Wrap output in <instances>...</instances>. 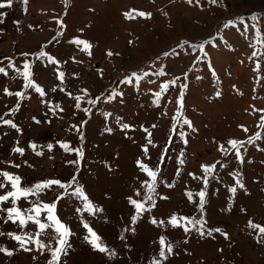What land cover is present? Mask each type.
Here are the masks:
<instances>
[{
  "label": "rangeland",
  "instance_id": "374dc122",
  "mask_svg": "<svg viewBox=\"0 0 264 264\" xmlns=\"http://www.w3.org/2000/svg\"><path fill=\"white\" fill-rule=\"evenodd\" d=\"M257 28L264 36V0H12L11 8L0 9V68L8 73L0 74V117L19 129L0 126V171L20 176L23 186L53 179L70 183L75 177L103 210L94 216L77 212L81 202L55 185L29 197L51 204L63 194L56 215L72 235L60 264H152L159 258L161 236L173 246L162 264H264V242H257L247 226L249 220L264 226V42L257 41ZM77 38L92 45L91 55L71 43ZM198 45L203 52L193 47ZM41 51L59 64L37 60ZM10 63L20 71L30 63L32 79L45 95L25 91ZM57 69L65 74L63 83ZM133 74L143 78L137 82ZM129 79L132 83H125ZM165 83L168 89L157 101L155 93ZM5 89L24 92L25 98L6 95ZM113 89L122 95L105 102ZM74 97L81 98L79 109ZM97 98V104L87 103ZM17 105L18 111L5 115ZM232 140L243 144V163ZM63 143L82 149L83 158L65 152ZM14 147L24 154L13 153ZM137 161L153 170L159 165L160 171L155 207L133 225L128 198L142 200V182L150 179ZM212 165L202 214L205 235L195 230L186 235L167 221L172 215L201 217L195 193L203 188L202 166ZM231 187L237 188L235 194ZM9 190L10 185L0 189V195ZM12 206L11 201L0 205ZM18 206L31 204L21 199ZM46 215L42 212V222ZM153 218L165 226L154 225ZM82 222L115 250V257L93 250ZM207 229L219 231L208 235ZM0 231L21 235L38 228L29 222L20 229L0 220ZM40 239L56 247L48 237ZM0 247L13 253L0 252V264H48L51 258L47 249L37 251L29 243L25 251L7 235H0Z\"/></svg>",
  "mask_w": 264,
  "mask_h": 264
},
{
  "label": "snow or ice",
  "instance_id": "6c2138e0",
  "mask_svg": "<svg viewBox=\"0 0 264 264\" xmlns=\"http://www.w3.org/2000/svg\"><path fill=\"white\" fill-rule=\"evenodd\" d=\"M26 3L27 0H24ZM189 3H191V0H188ZM211 3H216V0H210ZM12 7V0H8L7 3H0V9L3 8H11ZM127 15V14H126ZM141 16L148 17L150 14L145 13H139ZM254 21L256 20V17H252ZM59 23V22H58ZM63 26V25H61ZM228 25H226L227 27ZM257 41L258 42H264V36L260 33L259 29L257 28ZM71 43H74L78 48H80L81 51L87 52L89 55H91L90 49L92 45L84 40L81 39H74L71 41ZM184 44H187L188 42H183ZM83 46L82 48L80 46ZM183 46V45H181ZM198 47L201 52H203V45L193 46ZM107 55H113L111 52L107 53ZM206 55V53H205ZM255 56L256 53H253ZM37 60L44 61L47 60L48 64L52 65H58L59 61H57L54 57L49 55L45 51H41L37 56ZM9 68H14L15 71L22 77L24 80L23 88L25 91L28 89L34 90L36 93H38L41 97L45 95V92L41 86L36 84V82L32 79V65L30 63H25L23 65V71H20L19 68H15L14 64H9ZM57 79L60 80L61 83H63L64 80V72L59 71L57 69ZM0 74H3L5 76L8 75L5 68H0ZM136 81L138 82L140 79H142V76H136V74H133ZM144 75H148L145 73ZM125 83L131 84L132 80L129 79L125 81ZM171 84L175 85V81H171ZM182 88L187 87L186 85H181ZM168 89V84L165 83L161 86V92L155 93L157 96V101L159 100V97L163 92H166ZM6 95H15L20 100H23L25 98L24 92H16L12 93L5 89ZM87 95V93L85 92ZM122 95V93L118 92L117 90L113 89L111 94L108 95L105 98V102L111 101L112 99L116 98L117 96ZM219 95V93H217ZM74 99L77 100L76 107L80 108V97H74ZM99 102V98L96 100L89 99L87 103L91 105H95ZM179 103L181 108L183 107V96L181 95L179 99ZM19 105H17L16 108H13L11 112L6 113L5 115H11L14 112L18 111ZM86 113L91 112V109L85 108L83 109ZM38 122V121H37ZM39 123V122H38ZM184 124H187L189 127H191V122L188 120H184ZM0 126H8L10 128L16 129L17 125L11 120V119H4L3 117H0ZM124 129L129 128V125L125 124L122 126ZM110 131V129H109ZM149 133V137H150ZM181 136H183V133H180ZM259 138V137H257ZM81 139H83V136H81ZM249 143H252L254 141L249 140ZM18 143V142H17ZM148 143L151 144V139L148 140ZM232 148L236 150V157L239 159L241 163H243V156L240 154V148L243 147V144L239 141H229ZM30 148H32L33 151L36 150L37 146L35 144H30ZM61 147L64 149L65 152H75L78 157L81 159L83 158V150L82 149H72L69 144L63 143L61 144ZM51 148V146H49ZM223 148V146H221ZM145 155L148 153L147 147L143 149ZM225 153H227V149H224ZM13 153H19L20 155L24 154V149L20 147H14L12 149ZM37 155H42L41 152H36ZM71 163H78L77 161H72ZM160 163H163V156L161 157ZM180 163H183V160H180ZM220 163V162H217ZM13 167H19V165H12ZM137 166L139 167L140 171L145 173L147 177H149V180H146L142 182V187L146 189V192L143 196L142 200L133 199L132 197H129V204L134 208V214L131 217V222L133 225L138 221V219L141 218L142 214L144 212L151 211L152 208L155 207V196H156V184H157V178L160 171L159 165L155 170L151 169L143 163L142 161H137ZM221 167H226V164H221ZM204 178H203V188L199 192L195 193L196 196L199 197L198 202V211L201 213V217L197 219L195 216L193 217H183V216H177L172 215L169 220L167 221V224L170 225L173 228H182L184 233L187 235L188 233L195 230L197 233H199L201 236L205 235L206 230V224L207 221L203 218L204 208L206 204V195H207V189H208V177L212 176V174L215 171V165L212 166H202ZM193 176L194 179L200 180L201 177H196L194 174H190ZM0 189H4L10 185V190L7 191L5 194L0 195V205H4L5 203L11 201L12 207H0V213H5L6 215H0V220H3L4 223L11 222L17 226V228L23 229L26 228L31 222L34 226L38 228V231L34 233H23L21 235H17L13 232H2L0 231V235H7L11 239L15 240L21 248H23L25 251H29L30 249L25 247L26 244L33 243L36 245L37 251H44L47 249V251L50 254V260L48 261V264H60V260L62 256H66L68 254V249L70 247L68 243L69 237L72 235L71 229L67 227L56 215V207L57 203L60 199H63V194L59 195L57 197V200L52 202L51 204H41L34 201L29 200V197L31 196H38L40 193H42L45 189L51 190L52 186H58L59 188L64 190V194H67L68 196L75 197L77 200L81 202L82 207L77 209V212L83 214V212H87L89 215H96V213L103 211L101 208L96 207L89 199L87 194L85 193L82 186L79 185L77 179L73 177L72 181L70 183H64L60 180H47L43 182H37L32 186H23L22 185V179L18 175L10 174L6 171H0ZM236 184L243 188V184L240 182V180L236 179ZM73 185H75L73 191L69 192L68 190L70 188H73ZM168 187H172V185H167ZM229 191L233 194L236 193L237 188L231 187ZM136 196H140V191H137L135 193ZM186 196L188 200L192 203H196L195 200H193V193L187 192ZM163 199H167V197H162ZM24 199L28 201L31 204V207L26 209H21L18 206V202ZM150 202V203H149ZM42 212H46L47 215L45 217V220L47 222H42L40 217L42 215ZM154 225L158 227H164L165 221L160 220L157 221L155 218L151 221ZM83 227L87 230V234L85 235L84 239L85 241L91 245L93 250L98 251L100 253H104L109 258L115 257L116 252L114 249H110L104 242L101 236H99L86 222H82ZM254 233L257 234V242H264V239H261V237H264V226H261L259 224L254 223L252 220L248 221L247 225ZM124 231H129V229H125ZM132 232L135 231V228L133 227L131 229ZM213 231H219V229H207L208 235H211ZM41 236H46L50 241H54L56 244V247H53L51 244H45L43 240L40 239ZM121 240H124V236H120ZM159 246L160 250L158 253L159 258H153L152 264H162L164 260L168 259V255H170L173 251V246L171 243L166 241V238L164 236H161L159 238ZM0 252L5 253L8 256L13 255L11 251H9L6 248L0 247Z\"/></svg>",
  "mask_w": 264,
  "mask_h": 264
}]
</instances>
